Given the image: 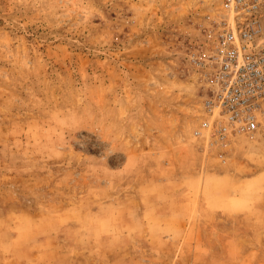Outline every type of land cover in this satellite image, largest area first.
<instances>
[{"label": "rangeland", "instance_id": "1", "mask_svg": "<svg viewBox=\"0 0 264 264\" xmlns=\"http://www.w3.org/2000/svg\"><path fill=\"white\" fill-rule=\"evenodd\" d=\"M216 0H0V264H264V129L204 122Z\"/></svg>", "mask_w": 264, "mask_h": 264}, {"label": "built area", "instance_id": "2", "mask_svg": "<svg viewBox=\"0 0 264 264\" xmlns=\"http://www.w3.org/2000/svg\"><path fill=\"white\" fill-rule=\"evenodd\" d=\"M224 15L208 56L211 121L217 140L264 129V0H216Z\"/></svg>", "mask_w": 264, "mask_h": 264}]
</instances>
